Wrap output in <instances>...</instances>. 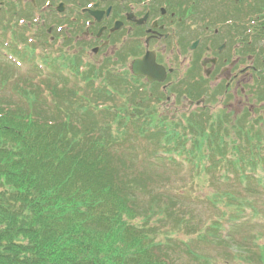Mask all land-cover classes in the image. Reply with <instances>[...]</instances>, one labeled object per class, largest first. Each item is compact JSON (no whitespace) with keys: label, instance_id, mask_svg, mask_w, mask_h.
I'll return each instance as SVG.
<instances>
[{"label":"trees","instance_id":"trees-1","mask_svg":"<svg viewBox=\"0 0 264 264\" xmlns=\"http://www.w3.org/2000/svg\"><path fill=\"white\" fill-rule=\"evenodd\" d=\"M246 13L260 14L249 21L259 22L255 40L263 39L264 0L253 1ZM11 27L4 22L0 28ZM27 40L16 34L0 47V264H205L189 239L173 237L189 221L176 216V199L150 190L153 176L137 170L119 146L144 137L162 149L151 150L152 159L183 158L201 173L225 164L233 175L260 182L254 177L264 165V115L246 110L235 121L201 114L180 128L157 117H132L113 110L107 85H95L98 69L60 56L38 60L33 49L18 47ZM118 78L108 73L106 80L123 98L128 91ZM159 125L163 130H153ZM167 224L172 234L162 238ZM214 225L202 233L215 236L212 241L222 228L220 221ZM239 248L252 262L255 252Z\"/></svg>","mask_w":264,"mask_h":264},{"label":"flooded vegetation","instance_id":"flooded-vegetation-1","mask_svg":"<svg viewBox=\"0 0 264 264\" xmlns=\"http://www.w3.org/2000/svg\"><path fill=\"white\" fill-rule=\"evenodd\" d=\"M4 11L27 23L36 45L134 82L141 114L176 123L256 108L247 92L264 58L240 39V0H0ZM137 60L142 71L154 61L163 74L136 75ZM129 112L139 114L132 105Z\"/></svg>","mask_w":264,"mask_h":264},{"label":"rangeland","instance_id":"rangeland-1","mask_svg":"<svg viewBox=\"0 0 264 264\" xmlns=\"http://www.w3.org/2000/svg\"><path fill=\"white\" fill-rule=\"evenodd\" d=\"M250 1L255 2V0ZM11 15L3 14L0 27L4 25V22L10 24ZM20 23V20H15L12 33L11 31L5 32L0 28L1 48H3L2 42H10L11 38L15 37V32H23L27 38L32 37V30ZM36 46L35 52L38 60L43 59L45 54L50 56L62 54L54 47ZM27 66L29 65L23 62L22 69H27ZM255 88V91L250 90L247 94L257 95L259 88ZM250 98L249 103L254 105L260 103V101L256 102L254 96L251 95ZM123 102L124 99L118 96L116 106ZM247 108L248 105L244 112ZM256 109L253 116L264 115V108L257 105ZM260 109H262L261 112H258ZM226 111L221 110L217 112L216 116L221 120L228 117L236 118L233 112L228 114ZM241 111L243 110H240V116L244 113ZM183 120L180 119V121ZM119 147L120 150L125 151V154L134 158L137 170H145L150 173V176H153L155 182L149 186L150 190L161 191L165 196L176 199V203L179 205L176 216L185 217L189 221H185L182 227L177 228L178 232L174 233L173 237L189 239L188 243L193 249L204 253L205 259L202 260L205 264L206 261L210 264H264L263 259L262 262L258 261V256L261 253L264 254V247L260 248L264 245V165H260L255 171L256 177L254 178L262 177L258 182L257 179H242L238 174L233 175V170L225 164L201 173L193 169L191 163L186 162L183 158L173 162L169 158H164V154V159H152L148 156L149 152L159 149L161 153L162 149L158 144L147 141L144 137H132ZM150 162H154L153 165ZM149 199L150 197L146 193L143 203L146 205ZM217 221H220L222 228L215 232L221 231V234L215 241H212L211 239H215V236L210 238L203 236L202 233L208 230L207 227L210 225L215 226L214 222ZM225 233L229 234V238H225ZM160 234L162 238L172 234L169 224L161 229ZM260 235L261 237H259ZM240 245H243V248L247 246L249 250L257 254L253 255L252 262L246 259L247 253L239 248ZM184 260L186 262L193 261L189 254H184Z\"/></svg>","mask_w":264,"mask_h":264},{"label":"water","instance_id":"water-1","mask_svg":"<svg viewBox=\"0 0 264 264\" xmlns=\"http://www.w3.org/2000/svg\"><path fill=\"white\" fill-rule=\"evenodd\" d=\"M145 60H147V59L145 58ZM144 61L137 60L134 63V66L133 67H134V71H135L136 74H145V75H148L149 74V75H151L152 72H155V73H159L160 72L161 74H163V71L162 70H159V68H157V66H156V64H155L154 61L151 62L148 65V68L151 69V72L150 71H142L140 67H141V63L144 62ZM149 75H148V77H149ZM163 77H164V75H162L159 80H162ZM154 79H157V78H150V81H152Z\"/></svg>","mask_w":264,"mask_h":264}]
</instances>
